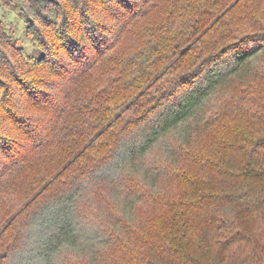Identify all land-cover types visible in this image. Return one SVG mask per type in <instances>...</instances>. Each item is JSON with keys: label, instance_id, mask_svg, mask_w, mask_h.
Here are the masks:
<instances>
[{"label": "trees", "instance_id": "obj_1", "mask_svg": "<svg viewBox=\"0 0 264 264\" xmlns=\"http://www.w3.org/2000/svg\"><path fill=\"white\" fill-rule=\"evenodd\" d=\"M0 2L36 49L0 18V194L18 167L59 162L11 187L25 204L0 217V264H264V0ZM247 105L228 162L204 158ZM130 244L142 256L108 260Z\"/></svg>", "mask_w": 264, "mask_h": 264}, {"label": "rangeland", "instance_id": "obj_2", "mask_svg": "<svg viewBox=\"0 0 264 264\" xmlns=\"http://www.w3.org/2000/svg\"><path fill=\"white\" fill-rule=\"evenodd\" d=\"M0 18H2L5 21L8 30L9 31L12 30V34L15 39H19L20 43L26 46V48L30 52L36 53V49L34 45L31 43L30 39L27 37V34H26L27 25L25 23V17L23 15V11L21 10V8L17 10H12L8 8L3 2H0ZM136 37L139 38L138 36ZM136 37L134 35L126 37L123 48L125 49L133 45L137 40ZM262 86H264V78H261L258 81H256L253 84L252 89H254L253 91L257 95L261 96L262 90H263ZM243 110L247 111V114L245 113L243 114L242 111L240 113L236 112L234 115L231 116L230 123L224 126L223 125L217 126L216 130L210 131L209 136L206 139L205 138L202 139L200 147L198 148L202 147V149L204 150L207 149L208 154L206 156H203L204 158H206L207 160L211 159V156L213 157L214 155L213 152L210 153L212 150V147L217 146L218 147L217 152L219 151V157L222 158L223 162H228L230 158L231 150L229 149L227 150L226 148L219 146V145L222 143L221 142L222 138H226L227 141L229 139L233 140L232 143L235 144L236 140L239 138L237 136L240 134V132H238L237 134L236 132L241 129L242 130L249 129V124H250L249 114L252 112H255L254 111L255 105H247L245 106V109ZM94 116L97 118L98 112L94 113ZM60 151L61 152H59V156H61L62 153L63 155L66 156L68 154L69 149H64L63 147V149ZM211 162L215 163L213 159H211ZM58 163L59 162H57L56 158L54 159V156H43L41 159L28 164V166L26 167H22V168L18 167V169L16 170L17 173L14 176H11L9 180L10 186L7 189L8 192L2 191L4 193L0 194V217L2 216V213L7 208H11L12 214H13L17 212L18 209H20V206L22 204H25V201H20L21 200L20 196L17 197L21 189H14L13 191H11L10 190L11 187H19L17 183H20V184L29 183L30 178L34 176H36L37 178H40V174L44 172H46V174H50L51 172L54 171V168L58 167L57 166ZM198 168L196 167V165H193L192 162L189 163V169L191 173L195 174ZM31 175L32 177H30ZM13 177L15 179L14 181L12 179ZM175 188H177V183H174L173 181H170L169 179L165 180L164 182L165 191H170ZM12 192H16V193H12ZM93 198L91 200H93ZM138 214H139V220H143L145 223L150 221L151 219H154V221L156 222H160L162 218V214H160L158 210L148 205L142 206L138 210ZM2 219H0V221ZM122 250L117 251L116 249H114L113 251H110L107 254L108 260L112 262L115 259V256L117 257V259L119 258L121 260L122 259L128 260L130 257L133 258V257L142 256V250L140 249V246L138 244L136 245L130 244L127 246H123ZM67 259H68L67 261L69 264H90L85 258L83 257L81 258L79 256L69 255L67 256ZM99 260L101 261L100 258Z\"/></svg>", "mask_w": 264, "mask_h": 264}]
</instances>
